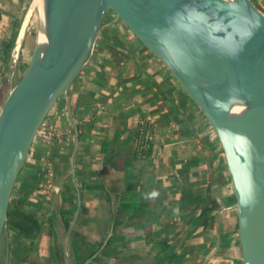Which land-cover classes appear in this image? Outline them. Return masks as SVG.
<instances>
[{
  "label": "crops",
  "instance_id": "obj_1",
  "mask_svg": "<svg viewBox=\"0 0 264 264\" xmlns=\"http://www.w3.org/2000/svg\"><path fill=\"white\" fill-rule=\"evenodd\" d=\"M254 2L264 12V0ZM7 20L0 15L5 64ZM50 121L15 183L0 264H65L66 222L77 211L71 236L101 245L116 233L93 264H243L236 198L213 128L116 17ZM145 124L155 142L138 153Z\"/></svg>",
  "mask_w": 264,
  "mask_h": 264
},
{
  "label": "water",
  "instance_id": "obj_2",
  "mask_svg": "<svg viewBox=\"0 0 264 264\" xmlns=\"http://www.w3.org/2000/svg\"><path fill=\"white\" fill-rule=\"evenodd\" d=\"M39 8L30 62L0 108V239L17 178L112 11L210 123L236 198L243 264H264V12L253 0H40ZM78 213L63 239L65 264ZM110 235L81 264L94 262Z\"/></svg>",
  "mask_w": 264,
  "mask_h": 264
},
{
  "label": "rangeland",
  "instance_id": "obj_3",
  "mask_svg": "<svg viewBox=\"0 0 264 264\" xmlns=\"http://www.w3.org/2000/svg\"><path fill=\"white\" fill-rule=\"evenodd\" d=\"M35 2L36 0H0V15L8 14V20L4 22L5 32L15 41L13 47L6 46L9 58L6 64L0 56V108L11 88L26 71L37 42L40 8ZM113 17L115 14L110 11L105 22H109Z\"/></svg>",
  "mask_w": 264,
  "mask_h": 264
},
{
  "label": "trees",
  "instance_id": "obj_4",
  "mask_svg": "<svg viewBox=\"0 0 264 264\" xmlns=\"http://www.w3.org/2000/svg\"><path fill=\"white\" fill-rule=\"evenodd\" d=\"M253 1H256V0H253ZM13 44H14V40L11 39L8 43V47L13 46ZM137 134H139V132ZM11 213H12V201L10 202L8 214L10 215ZM66 225L68 228L70 225V219L67 220ZM115 234L116 233H113V237H111L109 244L112 243L116 239ZM71 243H72L71 244V256L75 264H81L99 247V244H92L89 241H87L85 238L75 233H73L71 236ZM101 254L103 255L108 254V250L105 248ZM97 259L98 258H96L94 262H96ZM94 262L90 264H93Z\"/></svg>",
  "mask_w": 264,
  "mask_h": 264
},
{
  "label": "built area",
  "instance_id": "obj_5",
  "mask_svg": "<svg viewBox=\"0 0 264 264\" xmlns=\"http://www.w3.org/2000/svg\"><path fill=\"white\" fill-rule=\"evenodd\" d=\"M48 133L49 131L45 134L43 139L48 135ZM154 138V134L149 124L142 126L137 136V150L139 153H144L151 150L155 142Z\"/></svg>",
  "mask_w": 264,
  "mask_h": 264
},
{
  "label": "bare ground",
  "instance_id": "obj_6",
  "mask_svg": "<svg viewBox=\"0 0 264 264\" xmlns=\"http://www.w3.org/2000/svg\"><path fill=\"white\" fill-rule=\"evenodd\" d=\"M35 5L39 6L40 5V0H36Z\"/></svg>",
  "mask_w": 264,
  "mask_h": 264
}]
</instances>
